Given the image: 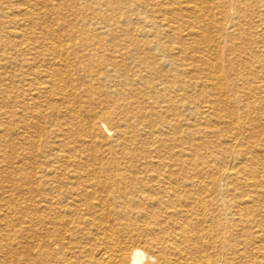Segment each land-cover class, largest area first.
<instances>
[{"label": "bare ground", "instance_id": "bare-ground-1", "mask_svg": "<svg viewBox=\"0 0 264 264\" xmlns=\"http://www.w3.org/2000/svg\"><path fill=\"white\" fill-rule=\"evenodd\" d=\"M0 264H264V0H0Z\"/></svg>", "mask_w": 264, "mask_h": 264}, {"label": "rangeland", "instance_id": "rangeland-1", "mask_svg": "<svg viewBox=\"0 0 264 264\" xmlns=\"http://www.w3.org/2000/svg\"><path fill=\"white\" fill-rule=\"evenodd\" d=\"M213 13H214V14H212V16L214 17V23H215V13H216V10H213ZM217 18H218V19H217ZM217 18H216L217 20H220V18H221L220 14H218ZM216 27H219V24H217ZM212 31L215 33V25H213V27H212Z\"/></svg>", "mask_w": 264, "mask_h": 264}]
</instances>
